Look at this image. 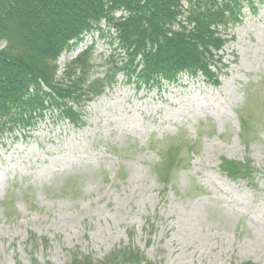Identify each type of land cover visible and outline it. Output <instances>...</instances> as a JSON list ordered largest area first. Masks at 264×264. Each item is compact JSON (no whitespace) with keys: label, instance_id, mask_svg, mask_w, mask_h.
<instances>
[{"label":"rangeland","instance_id":"rangeland-1","mask_svg":"<svg viewBox=\"0 0 264 264\" xmlns=\"http://www.w3.org/2000/svg\"><path fill=\"white\" fill-rule=\"evenodd\" d=\"M228 33L218 86L185 75L151 89L124 72L108 85L115 48L87 39L105 83L75 104L80 123L50 111L0 139V264L127 248L143 264H264V5ZM86 48L63 53L60 74Z\"/></svg>","mask_w":264,"mask_h":264},{"label":"trees","instance_id":"trees-1","mask_svg":"<svg viewBox=\"0 0 264 264\" xmlns=\"http://www.w3.org/2000/svg\"><path fill=\"white\" fill-rule=\"evenodd\" d=\"M262 5L264 0H0V139L18 127L31 130L50 111L79 124L83 116L75 104L103 92L105 82L91 80V52L58 73L72 41L96 34L105 40L114 32L113 62L122 60L107 75L108 85L124 72L140 89L177 84L185 75L218 86L228 30L242 24L245 8L256 14ZM229 170L240 171L239 165ZM111 259L96 264L144 262L131 248ZM71 264L93 263L73 257Z\"/></svg>","mask_w":264,"mask_h":264},{"label":"bare ground","instance_id":"bare-ground-1","mask_svg":"<svg viewBox=\"0 0 264 264\" xmlns=\"http://www.w3.org/2000/svg\"><path fill=\"white\" fill-rule=\"evenodd\" d=\"M90 36H88L87 38H85L84 42L85 41H88L87 39L89 38ZM92 37H96L94 35H92ZM99 39V37H97V40ZM83 42V43H84ZM82 43V41H78V40H74L71 42V45H72V50H77L78 48H80L81 46H84Z\"/></svg>","mask_w":264,"mask_h":264}]
</instances>
